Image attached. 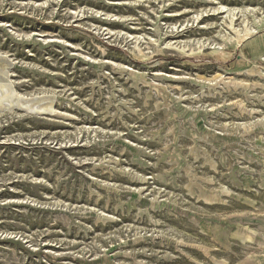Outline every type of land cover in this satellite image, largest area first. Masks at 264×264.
I'll list each match as a JSON object with an SVG mask.
<instances>
[{
    "label": "rangeland",
    "instance_id": "374dc122",
    "mask_svg": "<svg viewBox=\"0 0 264 264\" xmlns=\"http://www.w3.org/2000/svg\"><path fill=\"white\" fill-rule=\"evenodd\" d=\"M253 41L264 0H0V264H264Z\"/></svg>",
    "mask_w": 264,
    "mask_h": 264
},
{
    "label": "bare ground",
    "instance_id": "6f19581e",
    "mask_svg": "<svg viewBox=\"0 0 264 264\" xmlns=\"http://www.w3.org/2000/svg\"><path fill=\"white\" fill-rule=\"evenodd\" d=\"M253 34H255L254 28L251 29V28H248V26H245L242 31L236 30L233 38H229L225 36L222 37V42L225 45L233 48V47L238 46L240 42L242 41V39L248 36H252ZM247 46L248 48H250V51L252 52L253 55L259 54L260 59L264 61V54L262 53L261 46L256 41L249 43ZM11 95H14V92L12 90V85L0 81V107L4 105L5 109H8V110L13 109V107L16 105L14 103L17 101V98L14 97L13 99H11ZM23 104H27V107L29 110L48 111L49 109L52 108V102H50L49 100H45L44 102L41 100H34V101H30V102L23 103ZM246 239H250V237L248 236Z\"/></svg>",
    "mask_w": 264,
    "mask_h": 264
}]
</instances>
